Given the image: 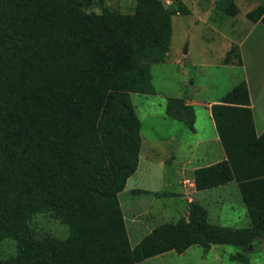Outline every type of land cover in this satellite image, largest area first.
Wrapping results in <instances>:
<instances>
[{"label": "trees", "instance_id": "1", "mask_svg": "<svg viewBox=\"0 0 264 264\" xmlns=\"http://www.w3.org/2000/svg\"><path fill=\"white\" fill-rule=\"evenodd\" d=\"M94 1L0 0V246H14L0 264H138L192 245L248 246L264 234V131L254 134L243 81L210 110L225 160L192 179L196 191L235 182L250 227L210 223L191 203L188 222L159 223L129 246L117 200L140 146L129 95L153 92L147 69L168 51L171 12L157 0H137L131 15L86 12ZM245 18L264 29L262 7ZM165 116L194 121L176 97ZM42 213L67 227L64 240L35 235Z\"/></svg>", "mask_w": 264, "mask_h": 264}, {"label": "rangeland", "instance_id": "2", "mask_svg": "<svg viewBox=\"0 0 264 264\" xmlns=\"http://www.w3.org/2000/svg\"><path fill=\"white\" fill-rule=\"evenodd\" d=\"M157 1L164 10L171 12L168 51L162 63L150 65L147 69L148 84L153 92L148 95H129L139 122L142 153L155 135L161 138L167 135L180 136V141L187 139V146L193 143L190 128L164 118L165 100L186 94L195 100H218L219 103L242 81V68L239 67L237 58L235 59L234 46L239 47L245 65L251 60L250 52L252 60H264V29L260 23L250 25L245 18L247 12L257 7L264 9V0ZM136 2L137 0H95L86 12L97 15H131L135 12ZM183 103L186 105L184 100ZM192 108L196 126L202 113L200 108ZM184 144H180L182 155L195 150L194 158L198 162L205 161V157L201 156V146L192 149L184 148ZM185 178L187 179L182 177L177 181L171 180L169 185H164V179L157 182L151 176L137 171L128 179L125 188L117 194V200L130 247L135 246L148 233L145 229L162 222L174 223L180 219L188 222L191 203L207 209L210 223L235 229L250 227L251 222L243 209L242 214L248 221L246 225H240L242 221L235 222L233 217H222L219 221H214L216 214L228 215V212H215L216 207L210 205L207 198L195 194L192 172ZM134 188H149L158 195L132 194ZM29 226L39 238L49 236L64 240L68 235L67 227L48 213L33 216ZM189 248L186 254L178 256L172 252L156 261L160 264H264L261 259L264 253V234L243 247L210 245L208 249H204L192 245ZM13 250L11 242H2V255L7 257ZM213 255L218 257L217 261L213 260Z\"/></svg>", "mask_w": 264, "mask_h": 264}, {"label": "crops", "instance_id": "3", "mask_svg": "<svg viewBox=\"0 0 264 264\" xmlns=\"http://www.w3.org/2000/svg\"><path fill=\"white\" fill-rule=\"evenodd\" d=\"M247 23H249L250 25L251 24L255 25L259 22L250 23L248 21ZM245 24L246 23H244V25ZM249 29L251 28L249 27ZM236 48L238 49L237 51L240 60L239 67L242 68L241 79L246 87L247 98L249 102L248 108L251 112L253 131L255 136L258 137L264 131V60H252V53L250 52L251 60L248 61L245 65L239 47ZM176 98H182L186 105L190 106L191 108L193 106H196L201 110L202 116L199 124L195 126L193 121L192 127L190 128V131L192 133L191 140L193 141V143L187 146L186 145L187 139H183V141H180L181 140L179 138L180 136L177 137L174 135L172 136L167 135V136H162L161 138L155 135V138L147 143V146L143 149V153H142L141 138H140L137 168L131 176H133L137 171H140L151 176L153 179H156L157 182L164 179L165 181L164 185L165 184L169 185L170 183L169 181L171 180L177 181L182 177L184 179H187L185 177H188V173L192 172L195 169L207 167L225 160V154L219 142L210 111L211 106L217 104L218 100H208V101L195 100L193 99V97L189 98V96H186V94H184V96L182 97H176ZM164 118H166L165 115ZM183 142L185 143L183 145L184 148L192 147V149L194 148L197 149L201 146L202 147L200 151L201 156L205 157V161L198 162V160L194 158L195 153H193V151L195 150L186 153V155H182L180 150V144H182ZM194 161L195 163H193ZM129 178H127L125 182V186ZM133 190H142L150 193L156 192L150 190L149 188H140V189L134 188ZM195 194H197L199 197L207 198L206 201L210 202V205L216 207L215 212L217 213L219 211L228 212V215L216 214V216L214 217V221L217 222L219 221V218L222 217H227V219L229 218L231 219L233 217V220H236L235 222L242 221L240 225H246L248 223L247 217H245L242 214L241 209L245 210V207L241 201L237 189V185L235 182H230L223 186L212 188L209 190L196 191ZM139 195H146V194H139ZM200 203L203 202L200 201ZM239 214H241V216ZM207 216H208V212H207ZM150 229L148 230L145 229L144 231H146L147 233L150 231ZM132 230L133 228L131 227L130 231L132 232ZM211 248L212 247L209 248V251L211 250ZM189 249L190 248H187L181 254H175V253L174 254L178 256L183 255L186 254L187 250ZM170 253L172 252L155 256L153 258L144 260L138 264H160L156 260H158L163 256H168V254ZM197 256L199 257L198 253ZM261 259L264 260V253ZM213 260L217 261L218 257L216 255H213Z\"/></svg>", "mask_w": 264, "mask_h": 264}]
</instances>
